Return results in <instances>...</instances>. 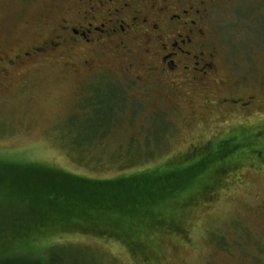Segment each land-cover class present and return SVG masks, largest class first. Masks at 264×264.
<instances>
[{
  "label": "rangeland",
  "instance_id": "obj_1",
  "mask_svg": "<svg viewBox=\"0 0 264 264\" xmlns=\"http://www.w3.org/2000/svg\"><path fill=\"white\" fill-rule=\"evenodd\" d=\"M204 1H210L206 34L218 48L217 76L227 85L210 80L197 92L176 93L148 75L149 60L141 65L135 54L123 58L107 49L93 57L98 68L92 70L68 52L40 54L63 25L62 7L52 0H0V162L102 181L197 167L208 144L238 131L251 135L241 148L252 152L231 157L226 172L218 168L188 187L195 191L166 203L158 212L165 218L135 238L142 242L138 253L89 229L28 236L22 197L0 190V264L13 262L5 235L18 239L17 251L31 238L35 250L72 246L57 251L58 264H264V102L250 111L219 104L229 94L264 96V0ZM105 78L113 86L99 90ZM56 255L41 257L57 264Z\"/></svg>",
  "mask_w": 264,
  "mask_h": 264
},
{
  "label": "trees",
  "instance_id": "obj_2",
  "mask_svg": "<svg viewBox=\"0 0 264 264\" xmlns=\"http://www.w3.org/2000/svg\"><path fill=\"white\" fill-rule=\"evenodd\" d=\"M104 84L108 87L113 86L102 80L99 90ZM120 98L121 96L116 100L120 102ZM250 136L240 138L237 134L223 141L208 144L204 156H200L202 153H196L198 157L194 155L200 160L198 168L194 165L174 171L154 170L102 181L78 178L40 164L14 166L1 161L0 173H7L0 176V190L22 197V203L26 205L27 212L29 210L26 218L28 236H31L29 233L40 232L38 236L43 239V234L48 233L46 231L72 234L89 229L99 231V234L114 235L124 241L130 250L138 253L143 249L142 242L135 241V238L140 239L142 237L140 233L145 232L146 226L159 217H164L158 216V212L162 213L161 210L166 203L176 200L182 193L195 191L188 190V187L213 171L217 172L218 168L226 172L231 159L239 156L236 153L240 152L242 145H246L244 142ZM259 154H262V151ZM22 227L24 228V225ZM7 238L5 235L4 248L5 253L12 256L13 262L10 264H49L41 257L45 251L49 255H56L57 251L73 248L48 245L44 249L35 250L31 238L27 247L17 251L14 249V242L18 239ZM75 249L78 250L77 247ZM23 255L26 258L19 257ZM21 258L22 261H15ZM55 260L57 264L62 261L58 255L53 259ZM6 261L4 263L8 264Z\"/></svg>",
  "mask_w": 264,
  "mask_h": 264
},
{
  "label": "flooded vegetation",
  "instance_id": "obj_3",
  "mask_svg": "<svg viewBox=\"0 0 264 264\" xmlns=\"http://www.w3.org/2000/svg\"><path fill=\"white\" fill-rule=\"evenodd\" d=\"M62 7L64 20L57 27L54 40L44 42L40 54L66 52L83 59V64L92 70L93 57L107 52L123 54L141 62L149 60L148 75H157L168 83L167 87L178 93L180 89L206 86L210 80L216 85H227L217 76L219 71L218 48L211 46L206 34L208 24L207 6L204 0H52ZM206 3V6H205ZM64 50L61 53L58 50ZM35 52V51H34ZM26 53L31 57L34 53ZM36 54V53H35ZM85 55V56H80ZM22 59V58H20ZM17 60V59H15ZM13 63V61H10ZM96 67L95 69H97ZM106 76L105 74H102ZM213 76V77H212ZM109 78H105L104 81ZM144 85L146 79L137 78ZM187 90H184L185 93ZM203 91V90H202ZM126 91L123 90L122 95ZM233 93V92H232ZM259 94V93H258ZM229 94L219 104L238 110H252L261 106L263 95ZM247 134L238 131L228 137ZM248 138V137H247ZM249 154L241 149L236 155ZM263 154V153H262Z\"/></svg>",
  "mask_w": 264,
  "mask_h": 264
}]
</instances>
